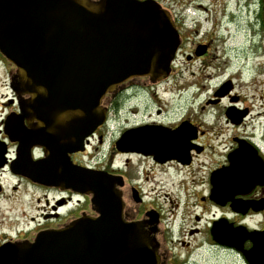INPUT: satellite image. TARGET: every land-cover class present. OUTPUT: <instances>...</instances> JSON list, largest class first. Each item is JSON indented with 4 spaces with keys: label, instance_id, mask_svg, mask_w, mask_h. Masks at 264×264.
<instances>
[{
    "label": "flooded vegetation",
    "instance_id": "flooded-vegetation-1",
    "mask_svg": "<svg viewBox=\"0 0 264 264\" xmlns=\"http://www.w3.org/2000/svg\"><path fill=\"white\" fill-rule=\"evenodd\" d=\"M156 1L171 13L180 37L169 76L118 84L102 102L107 121L86 138L84 150L68 156L95 176L107 172L123 218L155 240L159 264H200L204 252L249 264L243 249L254 242L245 236L264 233L262 1L236 0L234 9L231 0ZM3 71L12 95L3 94ZM17 82L16 65L0 51V113L4 122L11 117L30 130L37 120L19 115L31 96L16 93ZM107 130L112 138L101 157ZM1 141L7 162L0 166V246L99 216L92 193L55 179L64 165H52L45 147L24 153L20 140L4 133ZM40 160L52 174L45 182L30 175ZM226 236L240 248L217 240ZM258 243L262 255L264 240Z\"/></svg>",
    "mask_w": 264,
    "mask_h": 264
},
{
    "label": "water",
    "instance_id": "water-1",
    "mask_svg": "<svg viewBox=\"0 0 264 264\" xmlns=\"http://www.w3.org/2000/svg\"><path fill=\"white\" fill-rule=\"evenodd\" d=\"M179 42L171 13L156 0H0V51L17 66L13 90L31 96L19 117L37 120L27 130L9 117L5 133L21 141L24 153L32 145L45 147L52 165H64L55 179L92 193L100 213L42 231L32 242L1 245L0 264H159L155 240L123 218L107 172L95 176L72 164L68 153L84 150L86 138L105 122L102 101L118 84L136 76H169ZM4 146L0 141V166L7 162ZM18 163L19 158L12 166ZM45 163L36 161L30 173L40 182L52 175ZM230 238L217 240L240 248ZM245 238L254 242L243 249L249 264H264V253L256 252L264 233Z\"/></svg>",
    "mask_w": 264,
    "mask_h": 264
},
{
    "label": "rangeland",
    "instance_id": "rangeland-1",
    "mask_svg": "<svg viewBox=\"0 0 264 264\" xmlns=\"http://www.w3.org/2000/svg\"><path fill=\"white\" fill-rule=\"evenodd\" d=\"M199 1H202L204 3L207 4L208 0H196L195 3H198ZM222 2H227V0H223ZM235 3H236V0H231L229 2V7L233 8L235 7ZM229 12V11H228ZM7 74L5 71H3V84H4V87H3V94H8V95H12V92L7 88ZM181 110H184V107H181L180 108V111ZM179 114V113H178ZM106 140H105V143L103 144V147L100 151V156L102 157L103 154H105L108 150V145L109 143L111 142V138H112V132L107 130V134H106ZM205 255V256H204ZM204 256V257H203ZM203 259L201 260V263L200 264H233V260L231 257L227 256V257H224V256H221V257H211L210 259L207 258V255L205 254V252L203 253L202 255Z\"/></svg>",
    "mask_w": 264,
    "mask_h": 264
}]
</instances>
